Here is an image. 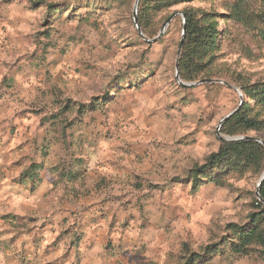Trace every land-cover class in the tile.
Returning a JSON list of instances; mask_svg holds the SVG:
<instances>
[{
	"label": "rangeland",
	"instance_id": "rangeland-1",
	"mask_svg": "<svg viewBox=\"0 0 264 264\" xmlns=\"http://www.w3.org/2000/svg\"><path fill=\"white\" fill-rule=\"evenodd\" d=\"M135 1L0 0V264H264V155L190 178L227 137L264 142L218 128L244 101L264 119L242 92L264 83V0H139L150 42ZM190 9L217 19V48L180 80L215 82L184 87L182 18L158 35ZM234 227L259 242L231 252Z\"/></svg>",
	"mask_w": 264,
	"mask_h": 264
},
{
	"label": "trees",
	"instance_id": "trees-1",
	"mask_svg": "<svg viewBox=\"0 0 264 264\" xmlns=\"http://www.w3.org/2000/svg\"><path fill=\"white\" fill-rule=\"evenodd\" d=\"M196 0H141L140 5L148 9L171 8L176 5L190 3ZM185 18V42L178 61V74L182 81L191 82L197 79V76L204 72V65L210 62L216 51V38L218 35L217 19L212 14L200 13L198 11H183ZM138 23L144 31L143 22L139 19ZM243 95L253 101L255 105L264 106V83H254L252 85L242 86ZM250 103L243 102L241 108L236 111L226 122V134L234 136L244 131H260L264 129V119L257 120L250 117ZM230 128H239L233 130ZM261 155H264V148L254 141H234L223 142L218 151L207 158L206 163L191 172L193 188L199 182L212 178L213 169L220 168L226 170L230 167L242 168L245 166L257 167L260 163ZM259 197L264 202V181L259 189ZM257 205H261L258 203ZM234 239L228 241L230 251L236 254L246 253L247 246L259 242L260 236L256 228L234 227ZM210 251V250H209ZM207 251L208 254L210 253ZM203 256L195 255L193 262L201 260ZM193 264V263H192Z\"/></svg>",
	"mask_w": 264,
	"mask_h": 264
},
{
	"label": "water",
	"instance_id": "water-1",
	"mask_svg": "<svg viewBox=\"0 0 264 264\" xmlns=\"http://www.w3.org/2000/svg\"><path fill=\"white\" fill-rule=\"evenodd\" d=\"M139 0H136L135 1V4H134V12H133V21H134V25H135V28H136V31H137V34L140 38L144 39L146 42H150L148 39H146L144 37V35L142 34V31L140 30L139 28V25H138V22H137V19H136V8H137V4H138ZM176 16H180L183 20V27H182V33H181V38H180V41H179V47H178V51H177V56L180 55V52L182 50V47H183V44H184V40H185V33H186V27H185V20H184V15L183 13L181 12H175L173 13L172 15H170V17H168L166 19V21L164 22V24L162 25L161 29H160V32H159V35L158 37L164 32V30L168 27L169 23L173 20L174 17ZM175 79L177 80V82L184 86V87H193V86H197V85H200V84H203V83H213L215 81L213 80H202V81H199V82H194V83H183L181 80H180V77H179V74H178V67H177V62L175 64ZM240 97H241V94H239ZM241 101V100H240ZM241 104V102H240ZM238 109L230 112L229 114H227L225 117H223V119L220 121L219 125H218V128H220V126L226 122ZM218 131V129H217ZM240 140H246V141H254V142H257V143H260L261 145L264 146V142L259 140V139H256V138H252V137H227L225 138V141L227 142H234V141H240ZM264 181V171L257 183V191H256V195L257 197L260 199L259 197V189H260V186L262 184V182ZM261 200V199H260Z\"/></svg>",
	"mask_w": 264,
	"mask_h": 264
}]
</instances>
